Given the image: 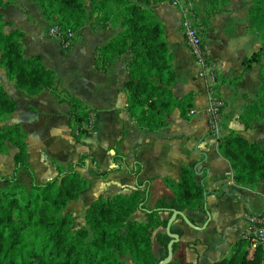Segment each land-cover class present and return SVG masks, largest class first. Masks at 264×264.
Wrapping results in <instances>:
<instances>
[{"label": "trees", "instance_id": "trees-1", "mask_svg": "<svg viewBox=\"0 0 264 264\" xmlns=\"http://www.w3.org/2000/svg\"><path fill=\"white\" fill-rule=\"evenodd\" d=\"M163 0H44L39 2L43 17L61 30L79 31L88 22L92 26L109 29V23L120 27L105 45L97 50L95 66L98 71L107 69L116 60L127 56L125 68L128 79L124 84L126 111L138 126L155 130L165 116L174 109L180 117L188 119L192 97L176 99L171 87L175 82L172 55L164 40V30L154 12L152 2ZM250 24L260 35L261 47L243 61V72L238 77L226 79L213 72L218 85L234 86L253 65H259L260 85L255 95L264 116V10L261 0H249ZM11 0H0V8H6ZM262 6V8H261ZM90 8V9H88ZM9 23L0 15V68L8 80L22 93L37 96L44 90H55V73L42 64L39 55L25 58L22 39L18 29L8 33L4 28ZM78 35V34H77ZM66 40L60 41V46ZM68 47L63 48L66 51ZM208 64L210 59L208 56ZM213 90L216 93V90ZM60 102L70 107L69 122L74 131L71 137L75 144L94 134L92 110L81 99L67 91L57 92ZM16 103L8 96L0 83V154L7 144L15 149L13 172L0 174V264H126L120 258L128 257L132 264H159L167 256L170 238L165 233L172 212L206 208L208 192L202 180L197 181L194 169L182 165L179 179H164L171 189L172 197L158 199L152 208L147 207L151 180L141 179L142 166L138 161L128 169L134 177L135 187L128 194L98 196L83 212V226L74 228L69 210L70 203L80 199L88 189V182L79 170L86 168V155L80 154L77 161L67 168L57 166L56 175L46 182H39L28 161L27 132L20 126L6 127L2 123L14 113ZM256 107L248 106L240 120L247 127L255 116ZM210 129L209 133L213 134ZM111 160L113 167L101 172L91 158L98 179L105 180L123 167L118 163L124 156L116 148ZM218 152L229 165L232 180L238 186L253 188L264 182V148L257 142L246 140L241 134L230 131L218 141ZM90 158V157H88ZM25 172L28 188L18 182V173ZM5 182V187L1 183ZM140 212L144 220L136 221L133 215ZM166 214V217H162ZM180 219L178 216L176 221ZM190 220V219H189ZM191 223L194 224L192 220ZM163 228L155 233L152 229ZM170 232L182 237V229L174 224ZM157 245L156 253L152 243ZM178 243L173 244V254ZM264 249L261 245L251 247L250 236L245 231L230 251L212 264H263ZM168 264H181L171 261ZM191 264V263H185Z\"/></svg>", "mask_w": 264, "mask_h": 264}, {"label": "crops", "instance_id": "crops-1", "mask_svg": "<svg viewBox=\"0 0 264 264\" xmlns=\"http://www.w3.org/2000/svg\"><path fill=\"white\" fill-rule=\"evenodd\" d=\"M12 1L21 2V0ZM187 1L190 2L179 0L178 5H172L169 0L152 2L150 9L162 25L164 40L172 55V68L176 78L171 92L179 100L187 95L192 97L191 110L194 114L188 116V112V119L181 118L176 108L165 116L162 125L155 130L136 124L126 111L127 98L124 84L128 79L125 68L127 56L113 62L104 72L98 71L95 66L97 50L115 35V30H93L84 27L78 33L76 42L64 51L58 39L47 35V30L52 25L41 12L38 18H34L25 4V8L17 10L12 3L6 8H0L3 20L10 23L6 29L8 32L14 29L23 32L24 57L39 55L42 64L55 73L56 89L44 90L37 96H29L20 92L14 83L7 79L6 72L0 68V83L16 103L14 113L2 124L6 127L20 125L27 132V152L30 143L33 147L38 144L39 149L45 151L48 149L47 146L45 147L48 139L50 142L52 140L49 144L51 148L58 141V124L64 125V132L73 142L71 133L74 127L69 122L70 107L67 103L60 102L57 97V92L67 91L70 95L81 99L92 110L94 134L83 138L80 144L73 142L74 145L88 147L86 151H90L88 153L90 163L86 162V167L88 164L92 165L91 158L96 163L90 147L93 142L88 140L95 136L97 122L101 123L105 120V127L114 123L119 129L118 136L106 149L111 152V160L114 155L113 149L116 148L118 153L124 156L123 160L118 161L124 167L102 181L112 182L114 177L111 179L109 177L117 173L115 176L119 180L118 184L114 182L115 190L122 189L123 195H128L135 187V180L128 173L127 168L131 169L133 163L138 161L142 166L141 179L151 180L149 199L154 186L160 189V195L154 199L150 208L158 199L172 197L171 189L164 184L165 178L178 181L179 169L182 165L193 168L195 179L202 180L208 192L205 204L210 218H207V213L201 209L185 211L184 215L197 227H202L207 220L209 222L205 229L196 230L186 225L181 218L178 219L175 225L183 232L178 248H182L185 257L189 258L185 263L212 264L224 257L233 244L242 237L246 230V216L259 212L264 202V182L253 188L236 185L232 180L228 162L218 152L219 139L230 131L241 134L250 142H260L255 139L261 134L260 129L256 131L254 128L258 125L248 124L246 127L240 120L247 101L244 98L246 95H254L259 89V66L253 65L234 86L216 84L210 70L200 75L201 69L185 45L181 29L182 12ZM199 1L201 0H193L190 3L192 5ZM37 2L38 0H35L36 6ZM234 2L235 4H229L228 8L224 7L223 12L211 16L206 28L200 25L201 36L206 44L213 71L218 77L226 79L238 77L244 70V59L261 47L260 35L250 24V6L245 5L242 0H234ZM262 63L264 66V57ZM210 89L216 90V93L227 102V107L223 111V124L219 131L213 134L209 133L211 128L206 114L207 95ZM54 103L57 105L53 106ZM40 116L46 119L48 124L46 122L41 124ZM47 134L53 136L49 138ZM262 138H264L263 133ZM83 153L80 152L74 161ZM14 154L15 149L7 144V150L0 154V161L7 158L13 162ZM30 157L28 153V161ZM36 162L41 174H50V179L56 175L57 166L67 168L73 163H68L61 156L53 153L48 155L41 152ZM30 165L32 167V163ZM113 166L112 163L109 169ZM46 168L51 172L44 173ZM83 170H79L80 174ZM34 173L38 178V173L36 171ZM0 174L3 175L1 172ZM46 181H49V178ZM134 216L142 217L144 220V215L140 212H136Z\"/></svg>", "mask_w": 264, "mask_h": 264}, {"label": "rangeland", "instance_id": "rangeland-1", "mask_svg": "<svg viewBox=\"0 0 264 264\" xmlns=\"http://www.w3.org/2000/svg\"><path fill=\"white\" fill-rule=\"evenodd\" d=\"M40 1H44V0H38V2H37L38 8L36 6L35 0H24V1L21 0L20 3L18 1L17 2L15 1V3H14V1L11 0L10 4L13 3V6H15V9H17V10H20V8H25V6H24V4H25L26 7L28 8L29 13L34 18H38L39 17L38 14L41 12V9L39 7ZM189 1L192 3L193 0H189ZM242 1H243V3H245V5H249L250 9H251L252 4L249 2V0H242ZM253 1H256V0H253ZM263 1L264 0H261V2H263ZM169 2H171V4H172V0H169ZM231 3H232V5H234L235 4L234 0H201L195 4H192V8H193L192 9V15H191L192 16L191 17L192 22H194L195 25H198V26L201 25V26L206 28V26H207L206 23L208 22L209 18L213 15H216V14L223 12L224 11L223 8L224 7L228 8L229 7L228 5ZM262 5H264V2ZM261 8H262V6H261ZM88 9H90V8H88ZM263 10H264V6H263L262 11ZM41 14H42V12H41ZM109 24L111 25L109 30H115L114 32L116 35V33L119 31L120 27L117 26L115 23H109ZM8 26H10V23L4 28V31L6 33H8V29H6ZM85 27L86 28L90 27L93 30L103 29L102 27L92 28V26L90 25L89 22ZM104 30H108V28L104 29ZM254 30L257 32V30L255 28H254ZM63 31L65 32L67 30H63ZM70 31L73 33V37L71 39H69V46L72 43L76 42L77 36H78L77 34L80 33V30L79 31L70 30ZM62 40H64L63 36H62ZM262 64L263 63L261 62V67L264 68V66ZM211 70H214V69H211ZM259 70H260V66H259ZM210 73H211V71H210ZM63 78H65V77L63 76ZM65 82H66V80H65ZM68 84L70 85L69 82H68ZM65 85H66V83H65ZM212 92H214V91L212 90ZM257 92H258V90H257ZM257 92H255L254 95L253 94L252 95H246V98H244V99H246L247 101H246V105L244 108L246 109L248 106L256 107L255 116L253 119H250L249 124L250 125L251 124L258 125V126H255L254 128L256 131H258V129H260L261 134L259 136H256L255 139L260 141L261 143L260 142H257V143H259L262 147H264V138H262V133L264 136V132H263L264 116L262 115V113L260 111L261 106H258L257 99L255 98V94ZM216 95L219 96L217 93H216ZM224 102L226 103V107H227V102L225 100H224ZM56 105L57 104L54 103L53 106H56ZM221 118L222 119H221L219 128H221V126L223 124L224 114H222ZM104 121L102 120L101 123L97 122V127H96L97 130L95 131L96 132L95 136L92 139L88 140V141L93 142L90 144V147H91V150L93 151L94 157L96 159V163H97L100 171H106L112 166V163L110 160L111 152L107 151L106 147L109 146L108 144H111L114 142V138H117L118 132H119V129L115 126L114 123L105 127ZM40 122H41V124H44V122H46V124H48V121H46V119H43L41 116H40ZM57 127L59 129V130H57V132H58V139L57 140L58 141L54 145H52L51 148L49 147V144L52 142V140L50 142V139H48V142L45 145V147L47 146V148H48L45 151L42 149L40 150L38 144H35L33 147V144L30 143V146H29L30 149H29L28 153L31 156L29 158V161H30V163H32L33 170L38 173L37 179L41 183L46 182V180H48V178L50 180L51 176H49L50 174L49 175L48 174H44V175L41 174L40 168L37 167V165H36V163H37L36 161L38 159V155L40 154V152H41V154L46 153L49 155V154L53 153L56 156H61L62 159L64 161H67L68 163H72L77 158V156L80 152H84L83 154L87 156V158H85V161L90 163V160H88V157L90 155L88 153H90V151H88V150L86 151V149L88 147H86L85 145H74L72 140L70 139V137L64 132V125L58 124ZM47 135L49 138L53 136L52 134H47ZM54 147L56 149H53ZM6 155H7V153H6ZM51 156L52 155H50V157ZM76 161H74V162H76ZM12 168H13L12 160L9 161L7 158H4L2 161H0V172L3 175H7V174L10 175L12 173ZM47 172H51V171L48 168H46L44 173H47ZM82 172L83 173L81 175L88 182L90 187L87 189L88 190L87 192L81 194L80 199L70 203L71 206L69 207V210L71 211L72 217L74 220V228H77L79 226H83V212H84L85 208L88 206L89 202L96 199L98 196H111V195L120 194V193L123 194L121 192L122 189H120V190L116 189L115 190L116 185H114V182H117L119 180V178L116 177L117 173L111 175V177H109V178L110 179L113 177L114 178H113L112 182L111 181L108 182L107 180L102 181V180H99L98 178H95L96 177L95 172H94L93 166L91 164H88L87 167ZM53 177L54 176H52V178ZM17 178H18V182H20L22 185H24L26 188H28V178H27V175L25 174V172H19ZM117 184H118V182H117ZM1 187L2 188L5 187V182L1 183ZM159 195H160V189L158 188V186H154L152 191H151L150 199L147 203L148 208H150L152 206V202ZM206 215H207V218H210V214L209 215L206 214ZM162 217H166V215H162ZM133 219L136 221L137 220H143L142 217L138 218L136 216H134ZM157 229L159 232H164L163 228L154 227L152 229L153 240H154L155 233L157 232ZM178 245L180 247V240L178 242ZM152 249H153L154 253H156L157 245L154 242L152 243ZM184 252L185 251L182 252V248L181 249L178 248V250L173 255L172 261H178V262H182L184 264L186 262V260L189 259V258L185 257ZM120 259L123 262H125L126 264H132L128 257H121Z\"/></svg>", "mask_w": 264, "mask_h": 264}, {"label": "built area", "instance_id": "built-area-1", "mask_svg": "<svg viewBox=\"0 0 264 264\" xmlns=\"http://www.w3.org/2000/svg\"><path fill=\"white\" fill-rule=\"evenodd\" d=\"M179 0H172V5H178ZM187 4L183 9V18L181 22V29L183 33V39L185 45L189 49L192 57L199 65L201 69V74H203L206 70L211 71V76L214 79L213 69L211 63H207L208 61V50L206 44L202 38L201 27L195 25L192 22V5L190 2H186ZM47 35L52 38H56L59 41H62V36L66 40L64 45L61 48H66L69 45V39L73 37V33L70 30L61 31L60 28L51 26L47 30ZM226 109V103L223 98L217 96L215 92L209 90L207 95V108L206 114L208 118V122L210 124L211 129L214 131L213 133H217L219 131L221 117L223 111ZM194 114L193 110L189 111V115ZM247 234L250 236L251 247L255 248L257 245H261L264 249V202L261 206V209L257 213H250L246 216V230Z\"/></svg>", "mask_w": 264, "mask_h": 264}, {"label": "water", "instance_id": "water-1", "mask_svg": "<svg viewBox=\"0 0 264 264\" xmlns=\"http://www.w3.org/2000/svg\"><path fill=\"white\" fill-rule=\"evenodd\" d=\"M178 216L184 221V223L186 225H188L192 229H196V230L205 229L206 226L208 225V222H209V220H207L202 227H197L193 223L190 222V220L184 215V213L173 211L171 217L167 221V225L165 228V233L170 238V241L167 245V256L164 260L160 261L159 264H168L173 259L174 254L172 251V246H173V244H177L179 242L180 237L177 234L171 233L170 227L172 224H174L176 222V219Z\"/></svg>", "mask_w": 264, "mask_h": 264}]
</instances>
